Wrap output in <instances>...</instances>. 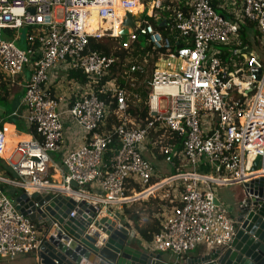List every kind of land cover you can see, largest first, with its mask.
<instances>
[{
  "label": "built area",
  "instance_id": "1",
  "mask_svg": "<svg viewBox=\"0 0 264 264\" xmlns=\"http://www.w3.org/2000/svg\"><path fill=\"white\" fill-rule=\"evenodd\" d=\"M126 14L133 17V27L122 37ZM150 21L163 24L166 34ZM246 24L256 31L259 56L247 58L242 68L234 63L228 71L221 51ZM22 28L29 31L24 50L15 45L16 37L6 38ZM178 37L188 39L190 46L178 48ZM90 38L114 40L121 52L143 39L159 54L156 61L164 67L156 66L145 83L150 92L143 126L129 119L127 110L139 102L132 74L145 68L131 65L119 86L112 73L119 59L92 51ZM59 66L81 73L87 88L77 86L67 108L84 134L83 145L62 157L55 168L60 181L54 183L47 171L50 156L64 143L58 112L63 97L50 96L45 86ZM26 67L30 75L22 84L21 108L37 139L7 154L0 129V157L12 174H0V187L11 186L27 196H61L76 207L86 203L104 212L175 191L177 198H165L161 205L158 232L147 243L150 251L179 258L198 246L210 251L231 243L236 226L218 203L215 188L242 187L264 177V0H218L217 5L214 0H0V76L7 86L15 84ZM104 79L99 93L111 94L116 102L118 123L110 132L100 131L108 108L92 88ZM165 138L171 141L165 143ZM115 140L117 149L104 163ZM148 157H160L171 172L157 173ZM256 157L261 171L252 172ZM95 183L96 193L89 190ZM42 229L41 221L23 216L0 188V262L36 255Z\"/></svg>",
  "mask_w": 264,
  "mask_h": 264
},
{
  "label": "water",
  "instance_id": "2",
  "mask_svg": "<svg viewBox=\"0 0 264 264\" xmlns=\"http://www.w3.org/2000/svg\"><path fill=\"white\" fill-rule=\"evenodd\" d=\"M125 18L122 37L133 27V17L126 14ZM254 73L259 77L260 71ZM252 163V172L261 171L260 157ZM233 199L236 230L231 243L174 259L137 247L127 220L117 212H104L101 206L83 203L76 207L61 196L23 192L15 204L23 216L41 221L43 241L35 255L38 264H264V177L245 183Z\"/></svg>",
  "mask_w": 264,
  "mask_h": 264
},
{
  "label": "crops",
  "instance_id": "3",
  "mask_svg": "<svg viewBox=\"0 0 264 264\" xmlns=\"http://www.w3.org/2000/svg\"><path fill=\"white\" fill-rule=\"evenodd\" d=\"M94 24V23H93ZM92 24V25H93ZM92 30V28H91ZM28 35V34H27ZM26 44V41H25ZM221 59H223V64L228 71L234 70V63H237L238 68H242L244 66L247 58L251 56H259V41L256 36V31L253 27H249L248 25L243 26L241 28L239 35L237 38H234L229 46L224 47L222 49ZM223 55V56H222ZM30 75L29 69L26 67L24 68L22 74L17 77L16 83L12 85H6L8 94L4 101H0V129L3 130L7 139V146H6V153L10 154L13 150L19 145L25 142H29L31 140H36L37 135L34 128L30 127L26 123V113L21 108V101L23 98V88L22 84L24 81H27ZM149 79L146 80L148 82ZM146 82H143L142 85H136V88L141 89L140 92L147 91ZM82 88L85 90L87 88L86 84H80L77 80L73 77V72H69V70L65 66L55 67L49 75L48 82L45 86L46 92L50 96H61L63 97V103L59 105L58 112L61 114V120L63 123V146L59 150L58 153L52 154L51 158V165L48 167L47 171V178L54 183H59L60 176L59 173L55 170L60 165L62 157H64L67 153L77 150L83 145L84 134L83 132L74 124L71 120L69 115L67 114V108L70 104L73 103L74 97L72 93L76 90V87ZM135 88V93L139 97V102L141 101V95L137 92ZM145 88V89H144ZM146 95L148 93L146 92ZM147 100V97H146ZM10 105L11 110L8 113L7 109L4 108V105ZM135 104V103H134ZM137 104V103H136ZM16 114V116H13ZM13 161L18 159L17 155H12ZM150 160V158L148 157ZM157 173L161 175H166L164 170H162V166L160 165L162 162L158 160H150ZM0 174L12 176L9 172L7 163L5 158L0 157ZM99 184H93L89 190L96 193L98 192ZM1 191L5 188L9 189H17L11 186H1ZM226 189V187L220 189ZM227 188H233L229 190L230 193L233 191H241L239 186H227ZM19 190V189H18ZM20 191V190H19ZM238 192H233V195H236ZM20 194V193H19ZM15 198H17L19 196ZM4 195V193H3ZM218 203L221 206L225 207V202H223L217 195H215ZM166 199L174 200L177 198V193L175 191H167L165 193L157 194L154 197H150L148 199H143L137 202H134L129 205H125L122 208L112 209V212L119 213L124 220H127L128 227L130 230L134 231V243L137 247L141 248L142 250L150 251L147 248V241L141 236L139 229H147L150 227L155 228L157 226L156 218L161 213V205H163ZM16 200V199H15ZM15 200L13 203H15ZM12 202V201H11ZM126 211V213H125ZM138 215V221L136 226L131 219L132 215ZM207 251L203 246H198L195 250L191 251L190 253L184 255V258L194 257ZM154 253V252H152ZM156 254V253H155ZM21 256L15 257L13 260H2L0 264L10 263L11 261H15L17 258ZM164 259H174L175 257L169 253H163ZM35 264H38V260L34 256Z\"/></svg>",
  "mask_w": 264,
  "mask_h": 264
},
{
  "label": "trees",
  "instance_id": "4",
  "mask_svg": "<svg viewBox=\"0 0 264 264\" xmlns=\"http://www.w3.org/2000/svg\"><path fill=\"white\" fill-rule=\"evenodd\" d=\"M218 4V0H214V5ZM220 13V12H219ZM152 24L153 22L150 21ZM249 27H253L251 24H246ZM154 28L159 31L161 34L165 35L166 34V29L164 28V26L161 25H155L153 24ZM103 28H107L105 26H103ZM243 28V27H242ZM96 29V25L93 24L92 25V30ZM177 37V35H176ZM179 41H178V48L180 47H189L190 46V41L188 39L185 38H181L178 37ZM116 42L114 40H109V39H103V40H96L93 38L89 39V48L94 51L97 52L101 55H114L115 57H117L119 59V63L116 64V66L113 68L112 73L116 72L118 73V76H116V83L119 86H123L124 82H125V72H127L129 70V67L133 64L137 65H142L141 63L148 58V69H149V73L148 76L144 73H134L132 74V78L136 79L138 84L137 85H142L143 82H146L147 79H150V76L154 70L155 67V63L153 62V60H149V57L152 56V58L155 60L158 58L159 54L155 51L151 50V47L146 45L144 40H139L137 42H135L131 49L129 51H125V52H121L118 50H115V44ZM223 56V55H222ZM128 60H130V62H127ZM223 62V59H221ZM126 69V70H125ZM73 77L75 80H77L78 82H80V84H85L86 83V79L85 77L77 72V73H73ZM108 80V79H106ZM106 80L104 79L103 81L99 82V84L92 86V88L94 89V91L96 92V95L98 96V98L100 100H102L108 108V114L105 118V125L104 127L100 130V131H106V132H110L112 130V128L118 123L117 122V118L114 115V109H115V98L111 95V94H100L99 93V88L102 86V84H104V82H106ZM6 82L2 80L1 76H0V101H4L6 99V96L8 94L7 91V87H6ZM137 92L140 93L141 95V101L138 102L136 104V106L134 105H130L128 107L127 110V116L129 119L133 120L135 123H137L140 126H143L145 124V120L147 118V107H146V91L140 92L141 89L136 88ZM165 143H169L171 140H168L167 138H165ZM117 149V142L116 140L113 142V144L111 146H109L106 154L103 157V162L106 163L108 161L109 158H111V156L113 155V153L115 152V150ZM158 160L161 161V158L158 157ZM126 213V211H125ZM135 226L136 223L138 221V215H132L131 216ZM139 232L141 234V236L147 241L149 242L152 238V235L158 232V224L157 226H155V228L150 227L147 229H139Z\"/></svg>",
  "mask_w": 264,
  "mask_h": 264
},
{
  "label": "rangeland",
  "instance_id": "5",
  "mask_svg": "<svg viewBox=\"0 0 264 264\" xmlns=\"http://www.w3.org/2000/svg\"><path fill=\"white\" fill-rule=\"evenodd\" d=\"M141 8L139 7L138 10H140ZM145 12V11H144ZM157 13L159 14H162L163 12L162 11H156ZM217 12L219 13V11L217 10ZM165 15V14H164ZM91 24H95L97 25V21H96V17H95V14H93L92 18H91ZM158 25H160V22L158 21L157 22ZM5 33V32H4ZM29 33L28 29L26 28H22L20 30H17V31H13L11 34H6V38L9 39V40H12L13 38L16 37L15 39V45L21 49V50H24L26 49V44H25V40H26V36L27 34ZM126 40V39H124ZM116 46V45H115ZM114 46V47H115ZM153 60V62L155 63V67L158 66H163L164 67V64H161V62H157L156 60L157 59H153L152 56L149 57V60ZM127 62H130V60H128ZM142 66L145 68V74L148 76V74H150L149 72V69H148V58L145 59L142 63ZM126 70V69H125ZM116 75L118 76V73L116 72ZM29 78V77H28ZM117 78V77H116ZM28 80V79H27ZM145 89V88H144ZM146 91V90H145ZM148 94H149V90L147 89L146 91ZM134 106H136V104H134ZM4 108L7 109V112L9 113L10 110H11V107L10 105H4ZM162 166V170H164L166 175L169 174L171 172V167L161 163L160 164ZM241 188V187H240ZM233 190V188H230ZM229 188L226 187V189H220V188H215V195H217L223 202H225V207L226 209L228 210V212L230 213L231 217H232V207H233V202H234V196L232 193L233 192H238V191H233L232 193L229 192L230 190ZM3 193H4V196L9 200V201H12L14 202V200L16 199L15 197L17 196V194L20 193V191L18 189H9V188H5L3 190ZM238 194V193H237ZM21 257L17 258L15 261H11L10 263H5V264H35L34 262V254L33 253H29V254H21L19 255Z\"/></svg>",
  "mask_w": 264,
  "mask_h": 264
}]
</instances>
